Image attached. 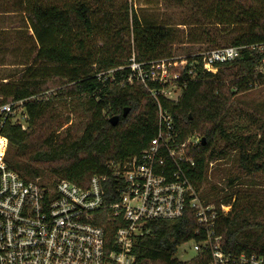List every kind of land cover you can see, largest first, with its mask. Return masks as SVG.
<instances>
[{"label":"trees","instance_id":"16d2710c","mask_svg":"<svg viewBox=\"0 0 264 264\" xmlns=\"http://www.w3.org/2000/svg\"><path fill=\"white\" fill-rule=\"evenodd\" d=\"M246 2L216 0L213 8L204 7L208 17L218 18L217 26L244 27L231 41L233 47H247L240 56L215 65L216 71H205L200 55L186 58L183 71L178 67L171 70L181 75L179 99L169 102L159 97L161 108L174 119L180 143L193 135L205 139L204 145H188L185 150L193 167L184 169L197 191L205 181L208 164L224 160L232 152L238 153L237 167L248 174L264 166V125L259 138L253 133L245 136L238 125H232L236 114L242 113L232 98L264 80L258 70L264 60V8L255 9ZM0 7L2 13L22 17L36 47L30 62L20 64L19 77L4 78L6 82L0 85V105L21 101L26 114L25 130L9 119L0 127L8 144L4 163L27 181L46 172L86 187L93 176L107 175L105 200L115 202L117 184L106 165L137 156L147 147L156 134L158 107L141 85L125 81L129 70L115 72L111 87L110 79L98 78V74L125 67L132 54L139 63L170 58L178 28L156 23L141 15L145 9L137 11L132 4L117 12L114 0H0ZM125 35L130 51L121 61L118 56L125 50ZM191 70L193 77L186 74ZM49 86H57V94L46 96ZM150 88L158 86L150 84ZM80 95L85 98L79 103L86 121L76 127L77 133L66 130L55 135L49 127L55 119L49 101ZM125 108L129 111L124 117ZM113 116L119 118L116 126L109 123L108 117ZM3 145L0 139V149ZM237 181L229 179V189ZM215 205L230 207L225 214L218 210L216 231L223 249L264 255V203L250 193L231 190ZM198 229L191 211L177 220L150 222L148 233L137 239L132 250L133 264H184L175 255L183 243L196 239Z\"/></svg>","mask_w":264,"mask_h":264},{"label":"built area","instance_id":"2783aa9c","mask_svg":"<svg viewBox=\"0 0 264 264\" xmlns=\"http://www.w3.org/2000/svg\"><path fill=\"white\" fill-rule=\"evenodd\" d=\"M243 48L221 47L200 55L203 69L216 71L215 65L234 61ZM179 60L176 65L173 58L139 63L132 54L125 67L98 74L111 85L115 72L129 70L125 81L141 85L158 107L156 134L147 147L106 165L117 184L115 202L105 200L107 175L93 176L86 187L64 179H22L4 163L7 140L0 135L5 141L0 149V264H133L132 250L148 233V224L180 219L186 211L199 229L196 239L180 246L193 243L195 257L181 263L264 264L263 254L223 249L216 231L218 210L228 211L206 204L186 174L184 167H193L186 147L201 140L193 135L180 143L173 117L159 102V97L169 102L180 97V72H171L177 67L183 71L186 59ZM186 74L194 76L192 70ZM22 106L21 101L0 105V127L9 119L25 130Z\"/></svg>","mask_w":264,"mask_h":264},{"label":"rangeland","instance_id":"374dc122","mask_svg":"<svg viewBox=\"0 0 264 264\" xmlns=\"http://www.w3.org/2000/svg\"><path fill=\"white\" fill-rule=\"evenodd\" d=\"M198 1L114 0V5L116 11L120 12L126 5L132 4L136 10L137 8L145 9L141 15L151 18L156 23H167L178 28L177 38L170 46V54H168L170 58L174 59L176 65L180 61L179 59L203 55L217 48L231 46L233 38L244 28L243 26H217L218 18L208 17L204 9V7L213 8L211 6L216 3V0H200V3ZM246 1L249 6L255 9L264 8V2L261 0ZM2 10L0 7V79L11 80L19 77L23 69L20 64L30 62L31 53L35 51L36 47L31 36L32 33L24 24L22 17L17 13H2ZM128 39L129 37L125 35V50L121 52L120 57L118 56L121 61H124L129 55ZM102 42L103 39L99 40L96 47H101ZM111 43L112 47H115V42ZM91 45L89 43L87 48L90 49ZM261 51H264V49ZM258 70L264 77V60ZM0 85L2 84L0 83ZM58 90L57 86H49L45 95L53 96L55 92L57 94ZM80 100L84 101L85 98L81 95L62 99L56 97L49 101L53 114H55V119L49 125L50 131L55 132V135H62L66 130L77 133L76 127L86 121V114L83 112L84 108L82 107V109L80 106ZM0 101H2L1 97ZM232 101L237 105L238 111H242L241 114H236L232 125H238L239 130L241 129L240 132L245 136L248 133H253L258 135L259 138L261 124L264 125V80L256 83L247 92L237 94L232 98ZM21 113L23 115V112ZM16 116L20 117V110H18ZM66 119H69L67 123H65ZM237 156V152H232L228 158L212 161L206 168L205 181L198 186V194L204 201H209V204L214 207L231 190H238L246 195L250 193L264 203V166L260 167L261 170L248 174L237 167L235 163ZM40 177L47 180L55 179L46 172L42 173ZM229 179H238L235 185L230 188L231 190L228 187ZM224 208L225 212L230 210V207L225 206ZM192 246L193 243H187L180 247L176 259L179 262H186L194 258L195 253Z\"/></svg>","mask_w":264,"mask_h":264},{"label":"water","instance_id":"95a60500","mask_svg":"<svg viewBox=\"0 0 264 264\" xmlns=\"http://www.w3.org/2000/svg\"><path fill=\"white\" fill-rule=\"evenodd\" d=\"M129 109L125 108L124 111H123V116L125 117L128 113ZM119 118L118 116H113L111 118H109V123L112 125V126H116L117 122H118ZM201 143L202 145L205 144V139H201Z\"/></svg>","mask_w":264,"mask_h":264},{"label":"crops","instance_id":"0c3cea01","mask_svg":"<svg viewBox=\"0 0 264 264\" xmlns=\"http://www.w3.org/2000/svg\"><path fill=\"white\" fill-rule=\"evenodd\" d=\"M3 11H4V10H3ZM14 67H15V66H14ZM1 82H6V81H5L4 78H3V79H0V83H1Z\"/></svg>","mask_w":264,"mask_h":264}]
</instances>
